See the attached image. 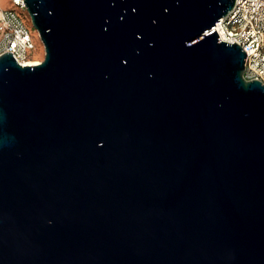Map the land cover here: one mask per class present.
<instances>
[{
  "label": "water",
  "instance_id": "water-1",
  "mask_svg": "<svg viewBox=\"0 0 264 264\" xmlns=\"http://www.w3.org/2000/svg\"><path fill=\"white\" fill-rule=\"evenodd\" d=\"M0 56V264H264V84L235 0H24ZM206 33V34H204Z\"/></svg>",
  "mask_w": 264,
  "mask_h": 264
},
{
  "label": "built area",
  "instance_id": "built-area-1",
  "mask_svg": "<svg viewBox=\"0 0 264 264\" xmlns=\"http://www.w3.org/2000/svg\"><path fill=\"white\" fill-rule=\"evenodd\" d=\"M9 2L8 8L0 5V56L10 52L21 65H32L36 40L21 16L27 10L26 3ZM214 29L222 41L236 42L246 52L245 79L264 84V0H235L233 9Z\"/></svg>",
  "mask_w": 264,
  "mask_h": 264
},
{
  "label": "rangeland",
  "instance_id": "rangeland-1",
  "mask_svg": "<svg viewBox=\"0 0 264 264\" xmlns=\"http://www.w3.org/2000/svg\"><path fill=\"white\" fill-rule=\"evenodd\" d=\"M0 5L2 6V8H8V7H10V2H9V0H0ZM21 16L24 19L25 23L31 28V30L35 36L36 50L33 52V56L35 58L34 60L43 61L44 57H45V47H44L43 42L40 39V36L38 35V31L36 30V28L32 24L30 14L26 10L25 12L24 11L22 12Z\"/></svg>",
  "mask_w": 264,
  "mask_h": 264
},
{
  "label": "bare ground",
  "instance_id": "bare-ground-1",
  "mask_svg": "<svg viewBox=\"0 0 264 264\" xmlns=\"http://www.w3.org/2000/svg\"><path fill=\"white\" fill-rule=\"evenodd\" d=\"M204 34H206V33H204ZM41 63V61L40 60H33L32 61V65H37V64H40Z\"/></svg>",
  "mask_w": 264,
  "mask_h": 264
}]
</instances>
